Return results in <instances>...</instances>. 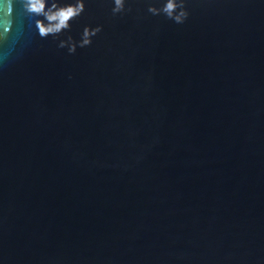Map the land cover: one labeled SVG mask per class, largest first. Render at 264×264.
Returning a JSON list of instances; mask_svg holds the SVG:
<instances>
[{
    "label": "water",
    "instance_id": "95a60500",
    "mask_svg": "<svg viewBox=\"0 0 264 264\" xmlns=\"http://www.w3.org/2000/svg\"><path fill=\"white\" fill-rule=\"evenodd\" d=\"M84 2L0 0V264H264V0Z\"/></svg>",
    "mask_w": 264,
    "mask_h": 264
},
{
    "label": "clouds",
    "instance_id": "9594fccd",
    "mask_svg": "<svg viewBox=\"0 0 264 264\" xmlns=\"http://www.w3.org/2000/svg\"><path fill=\"white\" fill-rule=\"evenodd\" d=\"M186 2L187 0H163L159 8L148 3L147 10L153 15L162 13L179 24L189 16ZM110 3L113 15L128 10L126 9L128 0H110ZM25 8L30 13L44 17L43 20L36 21V28L41 37H47L48 35H58L69 29L70 21L85 11V2L84 0H74V2H70V0H25ZM101 30V26L90 28L86 25L79 41H73L70 37L68 41H61L60 46H67L69 53H75L77 47L90 45L92 38Z\"/></svg>",
    "mask_w": 264,
    "mask_h": 264
}]
</instances>
